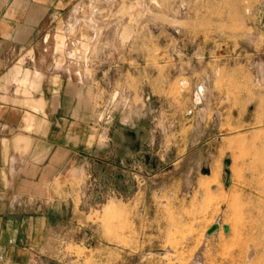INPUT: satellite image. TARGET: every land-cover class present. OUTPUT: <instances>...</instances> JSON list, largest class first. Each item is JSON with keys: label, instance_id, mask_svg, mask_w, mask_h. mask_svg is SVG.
<instances>
[{"label": "rangeland", "instance_id": "374dc122", "mask_svg": "<svg viewBox=\"0 0 264 264\" xmlns=\"http://www.w3.org/2000/svg\"><path fill=\"white\" fill-rule=\"evenodd\" d=\"M44 36L20 86L69 81L86 138L39 264H264V0H74Z\"/></svg>", "mask_w": 264, "mask_h": 264}, {"label": "crops", "instance_id": "0c3cea01", "mask_svg": "<svg viewBox=\"0 0 264 264\" xmlns=\"http://www.w3.org/2000/svg\"><path fill=\"white\" fill-rule=\"evenodd\" d=\"M73 1L0 0V264H39L50 219L37 217L32 203L83 151L79 110L86 108L74 87L51 76L20 86L27 70L18 64L25 52L39 55L41 39Z\"/></svg>", "mask_w": 264, "mask_h": 264}, {"label": "water", "instance_id": "95a60500", "mask_svg": "<svg viewBox=\"0 0 264 264\" xmlns=\"http://www.w3.org/2000/svg\"><path fill=\"white\" fill-rule=\"evenodd\" d=\"M229 165H230V164H229L228 161L224 162V166H225V168H226V169L224 170V173L226 174L225 186H228V184H229V174H228V171H227V168L229 167ZM218 231H219V225H218V224H215V225L212 226L211 229L208 231V233H207V237H211L212 235L218 233ZM222 232H223L224 234H228V233H229V232H228V227H227V226L222 227Z\"/></svg>", "mask_w": 264, "mask_h": 264}, {"label": "bare ground", "instance_id": "6f19581e", "mask_svg": "<svg viewBox=\"0 0 264 264\" xmlns=\"http://www.w3.org/2000/svg\"><path fill=\"white\" fill-rule=\"evenodd\" d=\"M199 101V95L197 94L195 97H194V102H198Z\"/></svg>", "mask_w": 264, "mask_h": 264}]
</instances>
